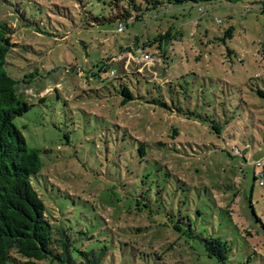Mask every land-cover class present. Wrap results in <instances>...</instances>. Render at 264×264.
<instances>
[{"label":"rangeland","instance_id":"rangeland-1","mask_svg":"<svg viewBox=\"0 0 264 264\" xmlns=\"http://www.w3.org/2000/svg\"><path fill=\"white\" fill-rule=\"evenodd\" d=\"M158 1L136 21L121 18L119 0H0L6 71L31 106L15 125L40 151L34 188L75 246L108 247L99 264H264L253 166L264 157V0ZM167 30L176 39L162 55L153 42ZM118 79L134 96L142 80L144 98L166 107L122 105ZM121 128L164 147L127 162ZM142 199L149 208L126 214ZM167 217L185 231L190 223L193 238ZM196 237L226 241V259L208 258Z\"/></svg>","mask_w":264,"mask_h":264},{"label":"trees","instance_id":"trees-1","mask_svg":"<svg viewBox=\"0 0 264 264\" xmlns=\"http://www.w3.org/2000/svg\"><path fill=\"white\" fill-rule=\"evenodd\" d=\"M119 1H123L128 8L123 11L121 18H131V12H134L136 21L142 16L143 5L148 7L147 10L162 5L158 0ZM215 1L218 0H167V5L179 6L186 3L200 4ZM199 12H202V9ZM261 13H264V4ZM232 30L229 28L225 35L232 37ZM8 31L5 25L0 24V264H99L108 247L104 245L96 250H88L84 248V244L80 247L75 246L73 238L68 233L69 229L52 221L39 193L34 188L33 178L39 174L42 167L40 151L28 147L21 130L15 125V120L23 116L31 106L18 94L16 81L6 71L7 58L11 52L10 46L4 43ZM175 35L167 30L153 42L157 43V49L162 55L170 49L171 41L176 39ZM134 47L140 49L137 45ZM126 51L133 53L129 48ZM145 54L149 53L145 51ZM106 70V64H101L99 71L106 72ZM118 80L119 90L117 89L116 93L122 97V105L141 99L154 106L166 107V104L159 100L144 98L139 87L142 80H136V96L128 84L122 81L123 79ZM256 93L264 99V91L257 90ZM112 127L115 130L120 128L114 124L107 127L106 131L109 134H111L109 129ZM213 128L216 134H220L222 129L220 126ZM121 131L123 150L129 151L128 154H124L127 162L134 157L139 162L151 160L154 158V148L164 147V143L161 142L138 141L124 128H121ZM171 132L178 135V129L175 127H171ZM245 152L246 150H243L244 161L247 160ZM167 175H170L168 170ZM143 199L131 201V206L129 205L125 211L126 214L130 215L132 211L141 214L143 209L149 208V204L141 203ZM166 219L167 223L172 225L171 230L180 236L193 238L190 223L185 231L181 225L172 224L171 217ZM262 227L264 229V226ZM79 234H83V231ZM199 240L208 258H215L220 262L226 259L229 251L226 241L213 237Z\"/></svg>","mask_w":264,"mask_h":264},{"label":"built area","instance_id":"built-area-1","mask_svg":"<svg viewBox=\"0 0 264 264\" xmlns=\"http://www.w3.org/2000/svg\"><path fill=\"white\" fill-rule=\"evenodd\" d=\"M201 11V9H199ZM220 23V21H218ZM118 33L122 32V26L120 25L118 30ZM143 59L145 61H151V55L150 54H144ZM111 74H113L111 72ZM254 168L259 169V174H255V178L259 181V186L263 187L264 186V157L260 158L253 163Z\"/></svg>","mask_w":264,"mask_h":264}]
</instances>
